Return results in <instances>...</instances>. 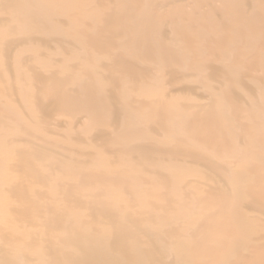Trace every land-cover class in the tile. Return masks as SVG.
Wrapping results in <instances>:
<instances>
[{
  "label": "rangeland",
  "instance_id": "374dc122",
  "mask_svg": "<svg viewBox=\"0 0 264 264\" xmlns=\"http://www.w3.org/2000/svg\"><path fill=\"white\" fill-rule=\"evenodd\" d=\"M0 264H264V0H0Z\"/></svg>",
  "mask_w": 264,
  "mask_h": 264
}]
</instances>
